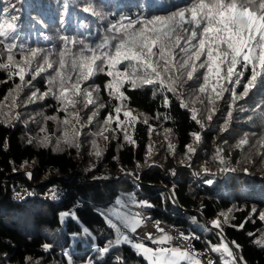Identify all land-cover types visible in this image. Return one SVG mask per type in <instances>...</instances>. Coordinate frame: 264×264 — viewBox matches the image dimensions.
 Returning <instances> with one entry per match:
<instances>
[{"label": "trees", "instance_id": "1", "mask_svg": "<svg viewBox=\"0 0 264 264\" xmlns=\"http://www.w3.org/2000/svg\"><path fill=\"white\" fill-rule=\"evenodd\" d=\"M191 2L67 0L69 9L66 15L64 0H0V9L15 5L17 11L10 14L19 16V31L27 46L59 53L64 47V36L83 40L86 44L98 43L103 37L112 35L107 29L121 17L133 20L150 18L164 14L161 5L168 6L171 11L189 6ZM85 6L97 8L102 15L93 17L83 14L81 9ZM4 19L5 14L0 13V22ZM82 46L73 47V53ZM6 55L0 56V62H6ZM16 59H20L19 55ZM52 59L58 62L59 56L54 55ZM39 63H43L42 57L34 62V66ZM54 67H58V63ZM118 67L122 69L124 65ZM203 71L196 74L199 79L185 84L183 99L189 107L183 109L180 100L161 90L158 84L132 90L127 83L121 91L128 99L116 100L105 88L111 79L106 75L105 68V72H97L82 85L90 91L99 89L93 91L96 103L85 108L83 98L77 97L81 103L70 111H79L81 122L72 120V124L64 125L65 113L58 111L60 104L53 95L49 94L43 100H29L33 91L39 89L37 96L47 91V80L54 75L51 69L42 73L32 85H22L19 93L13 91L20 83L19 78H9L7 71L0 69V264H26L28 257L32 260L27 264H35L37 260L40 264H86L89 261L91 264H116L113 260L116 255L122 256L126 264H147L126 244L115 247L103 258L96 250L117 236L105 215L108 208H119L115 204L117 199L124 203L121 205L129 214L139 213L141 209L150 216V220L194 233L198 237L196 251L207 250L214 264H221L223 252L214 253L211 248L225 240L217 235L216 229L206 225L200 215L209 222L219 219L231 245L234 247L233 241L240 245L238 255L243 256L246 264H264V221L258 218V213L264 212V156L261 155L264 148L260 147V142L264 140V118L251 112L262 97L250 95L247 103L239 101L233 111L229 131L222 133L220 127L231 96L225 93V99L217 105L220 111L212 122L207 121V99L205 94L198 92L203 83ZM30 79L31 75H27L26 80ZM54 91L57 89L54 88ZM242 91L241 85L237 92ZM261 91L264 92V89ZM165 95L169 97L167 106L164 105ZM6 96L8 99H5ZM13 97L16 99L15 107H12ZM200 100L205 103L201 104ZM101 104L103 108L99 107ZM116 106H121L119 119L125 122L128 134L135 143L125 140L120 129L115 133L105 131L104 135L109 137L107 141L95 135L104 126L109 113L116 117ZM239 106L249 111L241 112ZM192 109L198 110L197 119L202 121L203 128L191 119ZM125 110L132 112L135 122L125 120ZM97 111L89 124L88 117ZM17 115L19 119H15ZM249 115L253 116L251 121L248 120ZM50 116L56 119H48ZM73 127L80 133L74 141L79 144L78 148L63 143L65 131L69 133L68 138L73 139ZM110 128H116L115 120ZM165 129L171 131L166 132ZM194 132L201 134L199 144L190 135ZM245 134L249 143L238 148L236 145ZM93 140L101 151L99 157L95 155L97 148L93 147ZM169 144L174 145V151L169 150ZM188 144L197 148L190 161L186 157ZM218 148L223 149L227 166L235 168V172L219 171L221 164L215 158ZM149 149L153 151L150 155ZM147 160L155 164L146 166ZM205 168L208 173L216 175L205 174L202 171ZM245 168L249 174L244 173ZM28 170L31 171V178L24 172ZM127 173H132L130 176L133 178L138 176L139 180L135 178L138 182L130 177L104 181ZM206 179H214L215 183L209 186L204 183ZM56 183L70 190L60 203L41 199L12 200L21 187L39 194ZM168 191L172 195L174 193L177 205L172 202ZM130 197L137 202L151 203L153 207L136 208ZM78 203L81 205L71 210ZM252 208L258 211L249 220ZM65 211L75 212L77 218H62L61 214ZM225 216L227 224L223 223ZM139 218L142 220L141 216ZM241 223H244L242 229L234 227ZM85 228L88 233L83 231ZM125 230L122 229L123 232ZM45 244L51 245L47 251L43 247Z\"/></svg>", "mask_w": 264, "mask_h": 264}, {"label": "snow or ice", "instance_id": "2", "mask_svg": "<svg viewBox=\"0 0 264 264\" xmlns=\"http://www.w3.org/2000/svg\"><path fill=\"white\" fill-rule=\"evenodd\" d=\"M99 7V5H97ZM164 8V14L154 15L150 18L135 19L131 17H121L116 23L111 24L107 31L111 36L103 37L100 42L86 44L83 40H76L67 36L62 37L64 47L59 53H54L52 49H41L29 47L24 42L19 31V16L11 15V12L17 11L15 5L5 6L0 9V13L5 14V19L0 22V56L6 55V62H0V69L6 70L9 78L18 77L20 83L16 85L15 91L19 93L23 86L32 85L42 73L51 69L54 75L49 76L47 80V91L40 96L33 91L29 97L30 101L36 99L43 100L49 94L53 95L60 104L58 111L65 113L64 125L81 122L79 111H70L76 109L81 103L77 97H82V103L85 108L88 105L95 104L93 91L82 85L92 79L97 72H105L110 77L105 88L109 90V95L116 100L124 101L128 97L121 89L125 84L130 83L131 89L148 85H159L160 89L174 95L180 100V106L187 109L189 105L184 102V86L187 82L199 79L196 75L200 70L203 71V83L199 86L198 92L205 94L207 104L206 119L213 121V117L220 111L219 101L225 99V93H230L231 100L228 102V110L221 124L222 133L229 131V124L233 119V111L237 108L239 101H245L250 95H260L262 99L256 103L251 112L260 118H264V0H192L189 6L179 7L176 10H168V6L161 5ZM64 12L67 15L69 4L67 0L63 3ZM83 14H89L93 17L101 16L102 12L97 8L85 6L81 9ZM46 38V37H45ZM83 45L77 52L73 53V47ZM20 59L17 60L16 56ZM54 55L59 56L58 62L52 59ZM42 57L43 63L36 64L38 58ZM58 63V67H54ZM120 65H124L121 69ZM247 73V76H246ZM31 75L30 80L26 76ZM229 85L231 87H229ZM242 85L243 91L237 92V88ZM54 88L57 91H54ZM11 95V93L9 94ZM5 99H8L6 96ZM204 104V100H200ZM164 105H169V97L164 96ZM16 106V99H12V107ZM99 107L103 108L101 104ZM116 117L109 113L104 120V126L101 127L95 135L102 136L104 140L109 137L104 132L111 130L113 133L117 129L124 132V139L129 143H135L131 140L127 126L124 121L119 119L122 111L121 106L115 107ZM239 111L247 112L249 109L239 106ZM98 114L93 112L88 117V123L91 124L93 118ZM198 110L192 109L191 119L201 128L204 127L202 121L197 119ZM123 116L128 122H135L136 117L130 110L123 111ZM68 117H72L70 120ZM19 119V115L15 117ZM55 120V116L48 117ZM253 116L249 115L248 120ZM115 120L116 128L111 129L110 124ZM145 123L147 121L145 120ZM83 126V125H81ZM43 131V129H42ZM170 132L171 129H165ZM80 135L79 131L73 127V139H69V133L64 132L63 143L69 147H79L74 142ZM196 144L201 141V134L194 132L190 134ZM31 143V141H29ZM43 143V141H42ZM60 141H57L59 146ZM227 143V141H225ZM249 143L248 136L245 134L236 145L238 148ZM94 148H97L96 141H92ZM260 147L264 148V140L260 142ZM169 150L174 151V145L169 144ZM197 148L193 144L186 145V157L190 161L195 155ZM151 149H149V155ZM95 155L99 157L101 151L97 148ZM264 156V153H261ZM216 159L219 160L221 173H232L236 169L227 166L228 162L223 155V149L218 148ZM190 166V165H189ZM15 170V169H14ZM205 174L215 176L216 173H208L205 168L202 170ZM245 174H249L248 169H244ZM133 175L132 173H127ZM174 174V173H173ZM29 178L32 174L28 173ZM139 180V177H135ZM205 184L211 186L215 183L214 179H206ZM18 197L20 193L16 194ZM174 197V193H173ZM52 198H56V192L53 190ZM133 206L136 208H151L153 205L148 202H137L134 197H130ZM121 200L117 199L115 204L120 206ZM257 209L252 208L247 219H251L257 214ZM108 217L107 223L113 229L117 236L114 240H108L103 246L96 250L101 258L109 254L115 247L127 244L136 250V254L142 256L147 264H180V261L190 260L192 264H201L198 253L191 249L182 250L180 247L171 246L173 237L164 233V229L157 224V231L162 233L159 238L154 237L151 232L147 233L148 240L157 247L146 246L143 242H135L122 229L130 230L135 234L138 227L141 226L140 214L122 213L119 208H114L111 212L105 213ZM62 218L71 216L77 218L73 211H65L61 214ZM115 218V222L114 219ZM258 218L264 221V212L258 213ZM223 223H228L225 216ZM212 226L220 231L217 233L223 236V227L219 219L212 221ZM243 228L244 223L238 226ZM88 233V229L83 230ZM198 239V237H193ZM178 239L189 240L190 237L180 234ZM236 251L229 246L227 242H221L219 246H213L211 251L214 253L223 252L227 258L224 264H246L242 255L239 254L240 245L232 242ZM168 245V246H164ZM45 251L51 248V245H43ZM32 258H26L31 261ZM116 264H126L122 256H113ZM35 264H40L37 260ZM91 264V261L88 262ZM207 264H214L212 259H208Z\"/></svg>", "mask_w": 264, "mask_h": 264}, {"label": "built area", "instance_id": "3", "mask_svg": "<svg viewBox=\"0 0 264 264\" xmlns=\"http://www.w3.org/2000/svg\"><path fill=\"white\" fill-rule=\"evenodd\" d=\"M25 173H27V175H28V173H30V172L25 171ZM53 190H55V192H56V198L55 199L52 198ZM69 192H70V190L66 186H64L63 184H60V183L51 184V185L47 186L39 194H35L31 190H28L26 188L21 187L14 193L12 200H14L16 202H22L25 199H37V200L41 199V200L46 201V202L60 203L65 199V197L69 194ZM17 193H20L19 197L16 195ZM80 205H81L80 203L74 204L72 206L71 210L75 209L76 207H79ZM133 210H136V209H133ZM139 214L142 218L141 226L138 227L137 232L135 234H133V236H130L135 242L145 243L146 240L148 239L147 233H149V232H151L153 236L160 234V232L157 231V224H159L160 228L164 229V233H169L173 237V240L171 242V246L180 247L182 250L191 249L192 251L197 252L199 254L198 258L201 260V264H207L208 259L213 260L212 255L207 250L201 249L199 251H196L195 243H196L197 239H195L193 237H197V236L194 233H192V232L186 233L180 227L169 226V225L164 224L158 220H150V216L147 213L142 212L141 209H139ZM147 226L152 227V230L151 231L145 230L146 229L145 227H147ZM140 229H144L143 234L141 236L138 234V231ZM182 233L186 236H189L190 239L187 241L178 239V237ZM138 239L145 240V241H137ZM127 246H129V245H127ZM129 247L132 249L131 246H129ZM151 247L155 248L157 246H151ZM185 263L192 264V262L190 260H186Z\"/></svg>", "mask_w": 264, "mask_h": 264}, {"label": "water", "instance_id": "4", "mask_svg": "<svg viewBox=\"0 0 264 264\" xmlns=\"http://www.w3.org/2000/svg\"><path fill=\"white\" fill-rule=\"evenodd\" d=\"M28 171H29V170H28ZM24 172H25V171H24ZM29 172L31 173V171H29ZM124 177H130L133 181L138 182L135 178L131 177V176L128 175V174H123V175H121V176H119V177H117V178H115V179H108V180H104V181H106V182H113V181L120 180L121 178H124ZM168 194H169V197L171 198L172 202H173L174 204L177 205V202H176V200L174 199V197H173V195L171 194L170 191H168ZM197 213L200 214L199 212H197ZM200 216H201L202 221H203L206 225L211 226L212 228H214V227L212 226V222H209V221H208L206 218H204L202 215H200ZM214 229H216V228H214ZM216 230H217V232L220 231L219 229H216ZM166 234L170 235L169 233H166ZM161 235H163V234L160 233V234H158V235H155L154 237L159 238ZM222 238L225 240V242H227V243L229 244L230 247L233 248L234 251H236L235 248L231 245V243L227 240V238L225 237L224 233H223ZM145 244H146L147 246H157V245H153L148 239L146 240ZM164 246H168V245H164ZM44 250H45V249H44Z\"/></svg>", "mask_w": 264, "mask_h": 264}, {"label": "rangeland", "instance_id": "5", "mask_svg": "<svg viewBox=\"0 0 264 264\" xmlns=\"http://www.w3.org/2000/svg\"><path fill=\"white\" fill-rule=\"evenodd\" d=\"M152 153H153V151L151 152V154H152ZM153 164H155V163H153L151 160H147V161H146V166L153 165ZM121 204H124V203H121ZM117 206H118V205H117ZM114 208H115V207H110V208H108V209L106 210V213L111 212ZM119 208H120V211H121L122 213H128V212L124 209V207H123L122 205H120ZM113 219H114V221H115V218H113ZM151 230H152V229H150V230H148V231H151ZM128 231H129V230H125L126 234L129 235V236H133V233H129ZM138 234H139V233H138ZM141 235H142V234H141ZM137 241H145V240L138 239ZM150 247H151V246H150ZM131 251H135V252H136V250H135L134 248H132ZM226 259H229V258H227L226 255L223 253V256L220 258V263H221V264H224V261H225ZM184 263H185V261H180V264H184ZM86 264H88V262H87Z\"/></svg>", "mask_w": 264, "mask_h": 264}, {"label": "bare ground", "instance_id": "6", "mask_svg": "<svg viewBox=\"0 0 264 264\" xmlns=\"http://www.w3.org/2000/svg\"><path fill=\"white\" fill-rule=\"evenodd\" d=\"M146 229L145 230H150V229H152V227H145ZM143 230L144 229H140L139 231H138V233H139V235L141 236V234H143Z\"/></svg>", "mask_w": 264, "mask_h": 264}, {"label": "crops", "instance_id": "7", "mask_svg": "<svg viewBox=\"0 0 264 264\" xmlns=\"http://www.w3.org/2000/svg\"><path fill=\"white\" fill-rule=\"evenodd\" d=\"M141 221H142V220H141ZM125 233H126V232H125ZM129 233H131L130 230H129Z\"/></svg>", "mask_w": 264, "mask_h": 264}]
</instances>
